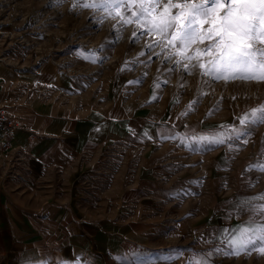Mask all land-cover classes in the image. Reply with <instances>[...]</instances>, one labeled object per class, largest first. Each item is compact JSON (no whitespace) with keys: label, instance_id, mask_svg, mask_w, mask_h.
Wrapping results in <instances>:
<instances>
[{"label":"rangeland","instance_id":"obj_1","mask_svg":"<svg viewBox=\"0 0 264 264\" xmlns=\"http://www.w3.org/2000/svg\"><path fill=\"white\" fill-rule=\"evenodd\" d=\"M134 31L119 17L74 8L73 0H0V104L18 119L27 115L37 131L28 148L38 149L25 168L11 156L0 167V264L33 255L186 264L193 250L212 247L201 236L248 220L247 210L229 217L238 197L264 193V172L254 170L264 167V124L231 149L179 138L238 124L236 117L264 103V81L214 80L198 67L186 72L148 51L155 36ZM173 127L177 138L161 136ZM91 134L97 158L49 169L44 155L67 157ZM15 183L29 190L20 194ZM213 261L264 264V255Z\"/></svg>","mask_w":264,"mask_h":264},{"label":"snow or ice","instance_id":"obj_2","mask_svg":"<svg viewBox=\"0 0 264 264\" xmlns=\"http://www.w3.org/2000/svg\"><path fill=\"white\" fill-rule=\"evenodd\" d=\"M60 2L55 0V6ZM81 4L95 13L102 12L104 16L119 17L125 24H134L137 31L132 33L133 37L137 32L141 36H155L145 47L157 57L163 55L166 61H174V67H181L186 72L198 67L202 76L214 80L264 81V0H73L74 8ZM82 51L96 50L82 48ZM140 55L145 53L141 51ZM147 62H152L151 56L147 57ZM174 67L165 71L171 73ZM236 120L238 124L213 126L207 136L193 130L191 136L185 134L179 138L185 143L206 140L216 145L226 144L229 149L239 146L234 141L247 144L253 130L264 124V103L248 108ZM129 131L135 135L133 129L129 128ZM144 135L150 137V133ZM165 135L177 138L175 127L167 134L161 133V136ZM248 167L252 169V165ZM254 170L264 172V167L257 165ZM248 183L249 187L254 186L251 179ZM242 210L249 212L248 220L230 228L222 226L207 239L201 236L200 242L212 247L193 250L186 258V264H214L213 257L221 254L238 256L255 251L264 255V193L238 197L229 217L233 212L240 215ZM118 259L121 264H129L125 255ZM52 261L55 264H92L91 260H82L77 255L71 259L44 255L22 258L23 264H51ZM140 264L150 262L140 261Z\"/></svg>","mask_w":264,"mask_h":264},{"label":"crops","instance_id":"obj_3","mask_svg":"<svg viewBox=\"0 0 264 264\" xmlns=\"http://www.w3.org/2000/svg\"><path fill=\"white\" fill-rule=\"evenodd\" d=\"M77 79H79V80L80 79L85 80V79H88V78L86 76H84V75H80V77L77 78ZM86 83H87V85H90L89 81H86ZM83 85H84V83L81 85L79 91H82V90L87 89V87H85ZM2 104H3V102L0 105L2 107H4L7 111L11 110L9 107L3 106ZM25 117H27V115L26 116L24 115L23 119H22V116L19 118V120L22 121L24 128L16 135V138L13 141L14 142V152L11 155H9V156L13 157V160L12 161H14L13 162L14 165L16 167L17 166L18 167L21 166V169L22 168H25L26 163L29 164V161H32V157L34 156V154L38 150L37 147L34 149V146H33V150L32 151H30L31 149L28 148V147H30L32 145V143H34V142H31L29 140V135L31 133H33L34 135L37 136V131H35L34 129H32L26 123L27 122V119L25 120ZM74 123L75 124H78V122H74ZM49 125L47 124L48 127H49ZM74 127H76V125ZM93 137L94 136L92 134L89 136V138L86 137V136H80L79 139H78L79 141L77 142V147H78L77 148V151L76 152H73V153H70L69 155H67V157L66 156H62V155H59V154H56V153H50V154L44 155L45 156V161L48 162L47 163V166H49V169L51 171H56L59 168H63L65 166H67L68 163H70L71 161H78V165L80 164V162H81V165H83V163H88L90 160H93V158L94 159L97 158V155H95L94 152H92V150H93V148H95L96 144L98 143V140H95ZM67 138H68V135H67V137H62L60 139V141H64ZM87 139H88V141H87ZM46 142L47 141H44V143H46ZM72 143L73 144H71V143L68 142L67 144L70 145L71 148H73L74 147L73 146L74 145V142H72ZM46 144H48V143H46ZM80 144H81V146H79ZM24 146L27 147L26 150L23 149ZM45 146H47V145H45ZM106 154L110 156V153L109 152H107ZM0 160H3V161H0V167H2L4 161L7 160V159L0 158ZM64 161H66V162H64ZM8 164H10V163L8 162ZM32 169H33V167H32ZM29 170H30V168H29ZM0 171H2V170H0ZM113 171H112V173H113ZM3 173H5V172H3ZM24 173H28V172L27 171H24ZM5 174H7V173H5ZM20 176H21V173H20ZM17 178L18 179H22V177H20V178L17 177ZM17 178H15L16 182H18V179ZM198 181L201 182L200 179ZM15 186H16L15 188H17L18 190H21L20 194L21 193L22 194L23 193H26L29 190L27 188H23L22 187L23 186L22 184H19V186H18V183H17ZM22 188H23V190H22ZM34 192L35 191H33L32 194H34ZM30 200L31 199H29V202H30Z\"/></svg>","mask_w":264,"mask_h":264},{"label":"built area","instance_id":"obj_4","mask_svg":"<svg viewBox=\"0 0 264 264\" xmlns=\"http://www.w3.org/2000/svg\"><path fill=\"white\" fill-rule=\"evenodd\" d=\"M23 123L17 117L0 105V158L11 155L14 152V140L23 129ZM36 135L31 133L29 140L34 141ZM23 149H27L26 146Z\"/></svg>","mask_w":264,"mask_h":264}]
</instances>
